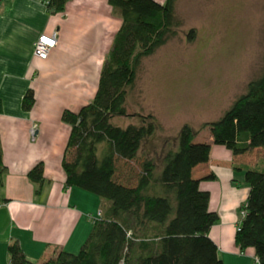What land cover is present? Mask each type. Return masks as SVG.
<instances>
[{
  "label": "trees",
  "instance_id": "obj_1",
  "mask_svg": "<svg viewBox=\"0 0 264 264\" xmlns=\"http://www.w3.org/2000/svg\"><path fill=\"white\" fill-rule=\"evenodd\" d=\"M69 0H45L48 11L62 13ZM122 17L108 58L101 71L93 100L77 112L65 110L62 120L71 126L63 166L68 187H78L110 201V207L93 227L78 253L56 252L42 264H224L216 243L210 238L212 226L220 220L209 209L210 192L200 188L193 168L210 158L208 146L192 144L197 130L184 124L175 149L169 148L161 161L144 157L136 184L116 178L120 159L134 160L144 142L158 128L152 115L141 116L140 125L127 127L112 123L115 117L130 114L126 102L137 80L144 57L153 55L177 34L180 21L177 0H109ZM191 41L195 30L188 33ZM35 93L29 89L22 108L30 111ZM1 111V104H0ZM214 143L234 155L264 148V67L216 121L207 122ZM160 168V169H159ZM7 167L0 137V188ZM41 193L45 183L44 164L28 173ZM214 179V175L207 177ZM245 181L250 192L235 241L244 252L255 250L264 264V171L248 169ZM10 264H36L30 261L17 240L9 247Z\"/></svg>",
  "mask_w": 264,
  "mask_h": 264
},
{
  "label": "crops",
  "instance_id": "obj_2",
  "mask_svg": "<svg viewBox=\"0 0 264 264\" xmlns=\"http://www.w3.org/2000/svg\"><path fill=\"white\" fill-rule=\"evenodd\" d=\"M121 25L122 17L109 0H69L65 11L56 14L48 11L45 0H0V137L7 167L0 188V264H10L8 247L15 240L36 264L61 250L78 253L101 219L99 212L104 216L109 209L104 198L66 184L63 162L71 126L62 114L67 109L77 112L93 100ZM53 32L58 33L56 47L40 59L34 44L42 34ZM29 89L35 104L24 111L22 101ZM137 118L129 117L123 127L140 125L142 118ZM160 135L156 132L144 142L145 157L160 158L169 149L168 135ZM192 144L210 148L209 160L192 172L201 180V190L210 192V211L220 216L210 238L224 264H249L247 257L255 250L242 252L235 236L250 192L245 171L260 167L250 156L264 148L234 155L214 143L209 127L197 130ZM132 161L117 162L116 178L123 183L134 178ZM40 162L45 183L38 194L28 173ZM210 175L215 178L208 179Z\"/></svg>",
  "mask_w": 264,
  "mask_h": 264
},
{
  "label": "rangeland",
  "instance_id": "obj_3",
  "mask_svg": "<svg viewBox=\"0 0 264 264\" xmlns=\"http://www.w3.org/2000/svg\"><path fill=\"white\" fill-rule=\"evenodd\" d=\"M176 15L177 34L141 60L126 102L129 113L140 115L136 120L154 116L156 132L168 135L169 148L176 146L184 124L199 130L218 120L264 67V0H177ZM192 29L193 41L188 37ZM127 120L115 117L112 123L123 127ZM145 156L141 149L130 163L134 178L126 183L136 184ZM162 156L154 159L161 161ZM250 159L260 161L257 170L262 171L264 149ZM123 168L119 162L118 169Z\"/></svg>",
  "mask_w": 264,
  "mask_h": 264
},
{
  "label": "built area",
  "instance_id": "obj_4",
  "mask_svg": "<svg viewBox=\"0 0 264 264\" xmlns=\"http://www.w3.org/2000/svg\"><path fill=\"white\" fill-rule=\"evenodd\" d=\"M57 32H53L52 34H42L38 40L34 44V54L39 57L40 59L48 58L50 52L56 47L57 44ZM36 130V126L32 127V136H34ZM99 217L102 218V212H99ZM241 215L245 216V211H241ZM240 227H238V230ZM254 259L255 264H261L259 258L255 255L252 257ZM121 264H125L122 262Z\"/></svg>",
  "mask_w": 264,
  "mask_h": 264
}]
</instances>
